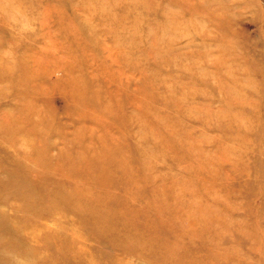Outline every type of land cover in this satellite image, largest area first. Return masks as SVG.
<instances>
[{
    "label": "rangeland",
    "instance_id": "1",
    "mask_svg": "<svg viewBox=\"0 0 264 264\" xmlns=\"http://www.w3.org/2000/svg\"><path fill=\"white\" fill-rule=\"evenodd\" d=\"M0 264H264V0H0Z\"/></svg>",
    "mask_w": 264,
    "mask_h": 264
}]
</instances>
